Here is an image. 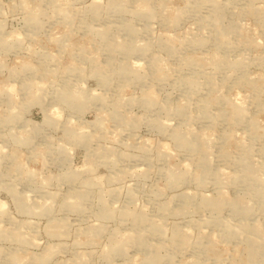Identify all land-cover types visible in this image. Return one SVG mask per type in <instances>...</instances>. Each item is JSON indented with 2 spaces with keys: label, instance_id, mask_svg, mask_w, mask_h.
Returning <instances> with one entry per match:
<instances>
[{
  "label": "rangeland",
  "instance_id": "obj_1",
  "mask_svg": "<svg viewBox=\"0 0 264 264\" xmlns=\"http://www.w3.org/2000/svg\"><path fill=\"white\" fill-rule=\"evenodd\" d=\"M0 264H264V0H0Z\"/></svg>",
  "mask_w": 264,
  "mask_h": 264
}]
</instances>
